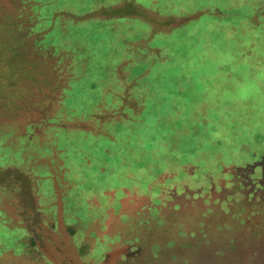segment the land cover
<instances>
[{
	"label": "rangeland",
	"instance_id": "rangeland-1",
	"mask_svg": "<svg viewBox=\"0 0 264 264\" xmlns=\"http://www.w3.org/2000/svg\"><path fill=\"white\" fill-rule=\"evenodd\" d=\"M64 1L56 27L39 29L51 4L0 0V32L18 34L49 82L1 89L0 264H264V172L208 190L210 173L264 157V69L247 64L264 53L235 66L212 52L237 43L222 8L187 13L204 0ZM173 179L209 194L165 199Z\"/></svg>",
	"mask_w": 264,
	"mask_h": 264
},
{
	"label": "trees",
	"instance_id": "trees-1",
	"mask_svg": "<svg viewBox=\"0 0 264 264\" xmlns=\"http://www.w3.org/2000/svg\"><path fill=\"white\" fill-rule=\"evenodd\" d=\"M41 1H43L44 4H51L48 6L52 8V12L46 13L47 12L46 11L43 13V17L45 19L43 20L42 23L37 24V27H39V29L42 28L44 25L45 26L55 25L54 21L52 20L58 18L57 14L58 13L60 14L61 11L67 12V10L69 9L68 5H66L64 0H41ZM55 1H59L60 7L53 6L55 4ZM103 1L113 6L119 4L118 0H112V1L103 0ZM204 1L205 2L203 4L198 5L197 7H194L191 10H188L189 12L187 13L193 14L203 11L206 12L208 8L212 9V7L214 6H217V8H222L231 17L228 19H220L219 23L220 26L222 27L221 30H223V32L226 31L229 32L230 34H234L233 36L236 40L235 42L237 43V46H233L231 44L232 40L226 42L224 41L225 43L223 42V44L220 43L219 46H213L212 48H210L212 52H215L216 54L222 56H227L226 54L230 55L231 53H233L234 55L240 57L238 59L240 63L236 62V64H234L235 66L246 64L245 61H240V59L244 55L251 54L257 56V55H261V53H264V0H215V1L204 0ZM242 6L243 9L241 8ZM59 27L63 28V26H59ZM245 32L247 33L246 36H244ZM241 33L242 35H240ZM3 34H4L3 32H0V95H2L1 89H5L8 87H16V85H18V83L24 80L26 77H29L30 79H32V81H35L37 84H42V83L49 84L47 77L43 76V74L39 72V64L36 63L35 61L32 62L26 59L25 50L22 49V47H25V43L21 39H18V34L8 39ZM43 43L46 44L45 49L47 50L50 47L48 45V43L50 42H46V39H44ZM52 45L55 47L53 41H52ZM56 52H54L53 55H55ZM251 59L253 60V58ZM251 59L250 58L247 59V64L252 63L250 65L252 69L257 68L258 70L261 71L264 69L263 61H258L259 64H256L255 61H251ZM74 65L75 62H73L70 65V70H72L73 72H75ZM231 65H232L231 63L224 62L223 64H221L220 68L222 69L228 67L230 68ZM42 76L44 79H40V77ZM74 76H71L72 78L71 77L68 78L66 85L63 86V94L61 96V99L65 97L66 89L71 88L70 81L73 79ZM137 79H140V77L136 78V80ZM101 86L104 87L105 90L107 86H111V85L102 83ZM209 88L210 87H207V89ZM21 90L24 93L27 91L24 88H22ZM17 94L19 95L20 92H18ZM3 99L4 98L0 96V102L3 101ZM215 99H216L215 97L211 99H207L206 96H204L203 99L200 98L199 103L201 105L211 103L212 106L217 108L216 111H218V113H221L224 103H222L220 99H216V100ZM258 109L259 106L255 104L252 100L251 101L249 100V102L247 103V112H249L250 110H253V112H257ZM254 117L257 116L255 115ZM202 128L205 130L207 129L215 130V131L218 130L216 126H214V124L210 122L203 124ZM220 129L222 130V128ZM55 130L60 131L61 133L64 134H66V132L64 131L67 132L72 131L66 129H55Z\"/></svg>",
	"mask_w": 264,
	"mask_h": 264
},
{
	"label": "flooded vegetation",
	"instance_id": "flooded-vegetation-1",
	"mask_svg": "<svg viewBox=\"0 0 264 264\" xmlns=\"http://www.w3.org/2000/svg\"><path fill=\"white\" fill-rule=\"evenodd\" d=\"M251 169H254V170L260 169L261 172H264V157H261L258 160H253V161L247 162V163H243L241 161H235L234 160V162H232V164H230L228 166H225V168H221V171H222L221 174L220 173H212L214 175H218V179L221 182H219V180H217V182H216L215 178L211 177V173H210L208 175V184L210 185L208 190L210 191L211 189H213V186L215 184L220 185L221 183H223V181H228L227 180L228 177H232L233 178V177H235L237 175V173H240L243 170L244 171L245 170L249 171ZM188 170H190L189 167H188ZM190 172H191V176H193L195 174V172H193V171H190ZM172 177H175V174L173 176H171V178ZM194 177H195V175L193 176V178ZM203 183L204 182L201 183V182L197 181L196 183L193 184L192 181H190V182H187L184 185H179L178 183L175 182V179H173L170 185H165V186L164 185H160V186H164V188H161L160 194H161V196L163 194L167 195V197H165V199H173V198H175V197H171V195H170L171 193L170 192H172V195H174V196L177 195L176 198L177 197L180 198V197H183L185 195L186 196L185 198L187 200H191L192 201L191 203L194 204V201H196L199 198L198 195H200L201 199H203L207 194H209V193H207L205 191V189H203V190L201 189L202 191H198V188L200 189V188H203L205 186V184H203ZM187 184H191L192 185V189L187 188L188 187ZM220 188L221 187L218 186L217 189H220ZM202 195H204V196H202ZM158 199H162L163 200V198H161V197H159ZM38 216L40 217V215H38ZM25 220H26L27 223L29 222V218L27 217V215L25 216ZM26 230L31 234V236H33V240H34L35 243L43 241L42 238H40L37 235V232L35 230H33V229L31 230L30 229V225L27 226ZM124 247H126V245ZM128 252H130V255H128ZM133 252H134L133 246L129 245V246H127V248H125V252H124V254L121 257L122 258H130V257H132V254H134ZM119 263H121V261Z\"/></svg>",
	"mask_w": 264,
	"mask_h": 264
}]
</instances>
